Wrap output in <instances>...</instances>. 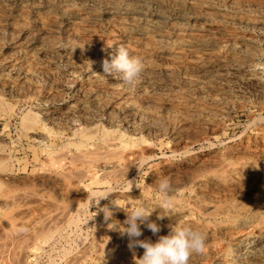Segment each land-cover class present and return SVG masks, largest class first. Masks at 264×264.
<instances>
[{
    "label": "bare ground",
    "instance_id": "bare-ground-1",
    "mask_svg": "<svg viewBox=\"0 0 264 264\" xmlns=\"http://www.w3.org/2000/svg\"><path fill=\"white\" fill-rule=\"evenodd\" d=\"M262 1L0 0V21L5 3L16 9L10 20L0 24V52L7 48L0 55V120L16 116L20 131L32 140L35 155L40 152L48 158L46 166L82 169V177L90 181L82 195L86 201L101 195L102 189L91 187L96 180L109 178V185L129 180L117 189V206L126 208H113L108 221L103 217L99 238L94 234L98 241L91 246L89 242L83 258L108 252L96 257L94 264H136L144 249L130 248L129 238L110 230L108 224H123L126 212L143 205L154 210L149 220L160 231L153 234L142 224L139 240L155 243L170 233L171 225H183L206 236L204 252L192 255L189 264H264V168L245 152L225 160L207 149L186 164H165L172 177L170 204L163 202L158 184L140 190L136 182L141 168L152 161L160 123L179 144L186 142L185 128L193 123L206 132L219 130L231 115L228 105L244 108L249 91L264 97ZM229 23L235 28L230 30ZM248 29L262 35L259 46L251 34L239 32ZM121 46L144 65L131 85L120 74L105 75L103 70V62L110 63ZM42 88L44 99L37 98L42 106L33 109L28 102ZM68 93L72 95L66 100ZM254 103L264 108L263 101ZM1 137L0 131V142ZM257 140L263 143L264 133L253 139ZM197 141L196 137L187 143L192 146ZM248 144L243 139L229 145L230 150H243ZM69 156L73 161H67ZM13 164L4 143L0 144L3 187ZM51 175L56 185L80 188L78 180L65 182L64 176ZM1 199L0 213L10 204ZM74 208L71 204L66 215ZM159 215L165 217L158 219Z\"/></svg>",
    "mask_w": 264,
    "mask_h": 264
},
{
    "label": "rangeland",
    "instance_id": "rangeland-1",
    "mask_svg": "<svg viewBox=\"0 0 264 264\" xmlns=\"http://www.w3.org/2000/svg\"><path fill=\"white\" fill-rule=\"evenodd\" d=\"M259 1L261 3L262 0H258V2ZM262 3H264V0L262 1ZM5 7H7L8 9H5ZM4 9L6 10V12L4 16L1 15L2 18L0 24H3L1 22L5 21L6 18L7 20H10L13 12L16 11L15 6L8 3H5ZM227 27L230 30L234 29L235 24L229 23L227 24ZM239 32L240 34H251L254 38H256V45L259 46L262 35L258 33V31L248 29L240 30ZM6 49V47L1 49L0 55H2L3 52L5 53ZM2 56H0V58ZM55 60L57 63H61L62 58L57 57L55 58ZM42 92L43 88L41 91L38 90L37 93L32 96V100H29L28 103H31L30 105L33 109H39L42 106V104L39 102V100L44 99V94L42 95ZM248 93L249 95L247 94V100L249 104L244 108H238V106L236 107L232 104L228 105L231 115L228 119H224L222 127L219 130L206 132V130L197 123L186 126L188 128H185L184 131L185 135H187L188 138L185 139L186 142H180L179 144L174 142L172 140L171 132L165 129L167 126H164L160 123L162 130L154 138V156L152 157L151 163L143 166L141 168L142 170H140V172L137 174V189L142 190L149 185H157L160 183V181L165 179L169 180L170 182L172 177L168 176V174L164 170L165 164L170 163L174 166H179L180 163L186 164V162L190 158L194 156H201V153H207L208 150H210L209 152L213 151V154H218L217 157L225 160H228L230 157H239L245 152V155L247 157H251L253 161L256 160L259 164H262L264 168V142L262 143L260 142V140H257L255 142L253 141L255 137H258V135L264 133V119H262L264 117V108L260 110L254 103L256 101L264 102V97H261V95H258L252 91H249ZM71 95V93L66 94L65 99L69 100ZM23 103L24 102H21L20 104L22 105ZM232 106L235 107L233 108ZM17 122L18 119L16 116H13L10 120L6 118L0 120V131L2 132V139L0 144L4 143L5 152H7V154L11 156L12 164L14 163V169L12 168L10 174L7 176L8 179L4 182L6 186L3 187V184L0 182V199H7L10 202V204L8 203L9 206L7 205L9 209L5 207L4 210L0 213V264H94L96 259L104 257L106 254H108V252H98L91 255H86V258H83L85 253H88L86 251L89 248V242V246H91V244H93L92 242H94L93 240H95L97 236L99 238V229L102 228V219L104 217V213L98 211L97 208H102L107 204L106 206H108L111 210H113V208L116 211H122L123 209H125L126 206L124 205H121L122 207L117 206V189L121 190L122 186L129 180L124 179L123 182L117 184L111 182L110 185L106 182L109 181V178H105V180L101 181L96 180L95 183L91 184V187L93 189H102V192L100 193L101 195H107L109 193L110 194L106 199H102V201H100V205L94 206L93 203L95 201V197L91 198L89 201H86L82 196L86 192L84 190L85 185L90 182L89 180L82 177V169L78 170V168L76 169L75 167H73L69 170H66L56 166L55 169L54 166V168H50V166L47 165L49 167L48 168L46 166V164H48V158L45 156V154L40 152L39 155H35V147L33 146L31 138H27L22 134ZM12 131L15 133H13ZM13 136L15 139L13 138ZM196 137L198 141L194 143V145L189 146L187 141ZM16 139V142L12 141ZM243 139H248L250 141V144L246 145L245 147L243 146L245 148L243 149L244 151L232 149L230 150V146L232 144H238L243 141ZM58 146L61 147L62 143L59 142L57 147ZM247 146L249 147L247 148ZM180 147H182L184 150ZM239 151L242 152L240 153ZM167 154H169L170 156H167ZM53 158H56V156H54ZM68 160L73 161V159L71 160L70 156L67 158V161ZM7 164H10V162L7 161ZM44 165L46 168L44 167ZM69 171H72V173ZM62 172H65L66 175H63ZM52 173L53 175L58 173L57 176L60 178L64 176L63 178H66V180L64 179L65 182H76L78 180L79 187L81 189H74L71 186L69 188H63L61 185H56V183L51 182L50 180V176H52ZM59 173L61 174V176ZM100 173L101 172H99V174ZM78 174L79 176H81L77 178ZM45 177H47V179ZM70 177L72 178L71 180L69 179ZM150 177H153V179H151ZM8 186L13 188V190ZM109 186H111L112 189H109ZM7 187L8 189H6ZM2 190L5 191V195L3 194ZM15 190H17V193L15 192ZM104 190H106L107 192H105ZM6 191H8V193ZM156 195L157 194H153V199L157 198ZM10 199L13 201H11ZM14 200L18 201L14 202ZM22 200H24L23 203H21ZM82 201H86L87 203H83ZM11 203L15 204L12 205ZM71 204H74L75 208L67 216L65 211L68 207L71 206ZM80 204H84V207L80 206ZM81 211L83 213H80ZM3 212L4 214H2ZM67 217L71 221L66 222ZM68 223L70 224L66 226ZM21 229H24V231H20ZM96 231H98V233ZM94 234L98 235L95 237ZM93 236L95 238L91 239ZM97 239L94 242L95 244L98 241ZM82 252H84V254ZM115 253L116 252H112L110 254ZM76 256H78L79 259ZM81 256L82 258H80ZM76 259L78 260V262H76Z\"/></svg>",
    "mask_w": 264,
    "mask_h": 264
},
{
    "label": "clouds",
    "instance_id": "clouds-1",
    "mask_svg": "<svg viewBox=\"0 0 264 264\" xmlns=\"http://www.w3.org/2000/svg\"><path fill=\"white\" fill-rule=\"evenodd\" d=\"M143 69L142 60L138 57H130L128 50L123 46L118 48V54L110 63L108 60L103 62L105 75L118 73L122 81L129 85L138 79ZM156 190L161 194L165 204L171 203L168 199L169 193L172 191V185L169 180L160 181ZM109 194L96 197L93 205L98 206L100 200L106 199ZM98 211L104 213L105 221L112 218L113 212L108 206L98 208ZM153 211H149L143 205L137 206L130 212H126V219L123 224L118 221L108 224L110 230L119 231L121 236L126 235L129 238L130 248L139 246L144 249L143 256L136 259V264H189L192 255L204 252L206 236L198 230L183 225H171L170 233L166 236H161L155 243L139 240L138 238L142 235L140 227L142 224H146L153 234L160 231L159 226L149 220ZM164 217L159 215L158 219H163ZM20 231H24V229Z\"/></svg>",
    "mask_w": 264,
    "mask_h": 264
}]
</instances>
